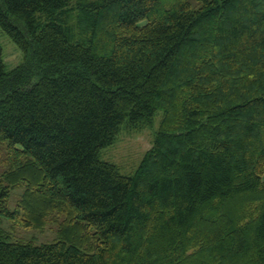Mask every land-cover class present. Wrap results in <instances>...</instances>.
I'll return each mask as SVG.
<instances>
[{"label":"trees","instance_id":"16d2710c","mask_svg":"<svg viewBox=\"0 0 264 264\" xmlns=\"http://www.w3.org/2000/svg\"><path fill=\"white\" fill-rule=\"evenodd\" d=\"M0 31V215L63 216L0 264H264V0H0ZM159 112L135 172L102 159Z\"/></svg>","mask_w":264,"mask_h":264},{"label":"rangeland","instance_id":"374dc122","mask_svg":"<svg viewBox=\"0 0 264 264\" xmlns=\"http://www.w3.org/2000/svg\"><path fill=\"white\" fill-rule=\"evenodd\" d=\"M0 44L3 48L4 61L7 69H12L23 62L21 50L9 39V37L0 31ZM162 113L159 112L152 125L139 129L123 130L116 142L102 151V159L116 164L123 174L135 172L146 152L151 148L154 136L159 127ZM6 144L0 143V178L7 171L8 167L2 161L6 158ZM1 184L6 185L3 180ZM23 191V187L8 189V195L5 198L6 207L13 211ZM55 215V214H54ZM55 219V220H54ZM52 218L42 229L24 228L15 225L6 216L0 215V227L8 232L12 240H23L33 242L36 245L51 243L57 238V231L63 216Z\"/></svg>","mask_w":264,"mask_h":264}]
</instances>
